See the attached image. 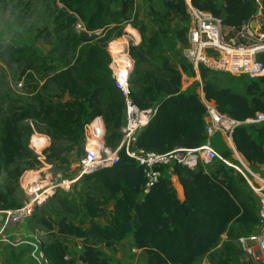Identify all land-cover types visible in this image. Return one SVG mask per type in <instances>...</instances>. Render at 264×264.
Here are the masks:
<instances>
[{
    "label": "trees",
    "instance_id": "1",
    "mask_svg": "<svg viewBox=\"0 0 264 264\" xmlns=\"http://www.w3.org/2000/svg\"><path fill=\"white\" fill-rule=\"evenodd\" d=\"M60 1L72 13H65V28L81 21L86 29L92 30L106 16L111 17L112 22L120 23L127 7V2L123 1L120 10L112 8L118 0ZM220 1L219 6L213 0H192V3L219 17L222 25L231 32L247 22L255 10V0ZM166 4L177 15L187 16L184 0H168ZM136 23L143 31L142 23ZM119 35L120 31L116 36ZM161 35L166 38L162 28L154 32L146 50L150 55L154 53L155 45L159 47ZM143 45L138 52L134 46L129 49L133 60L136 58L129 76L131 95L139 107H154L156 112L139 132L135 146L162 152L201 146L207 138L206 107L201 97L193 89H181V69L166 58L161 61L159 74L141 70ZM95 49L84 47L85 58L73 67L77 80L83 82L86 89L77 90L72 99L65 101L49 99L42 102L38 96L33 99L37 106L41 102L37 116L44 113L48 122L45 131L54 140L56 136L64 135L69 142L65 147L52 142L43 149L49 163L54 160L68 162L66 155L75 149L82 156L84 125L96 116H101L104 123L105 144L112 147L119 143L124 123V97L114 86L109 53H105L104 63L99 64L91 59ZM0 53L18 57L28 68L44 70L50 76L43 57L27 46L16 49L9 44L0 45ZM189 67L192 68L190 64ZM201 69L208 71L205 67ZM64 73H58L55 78ZM201 86L204 97L212 100L220 113L240 121L231 132L236 152L250 167L264 165V145L254 136L264 135V124L246 122L258 112L264 113V74L257 79L240 80L236 86H218L203 77ZM28 107L17 108V112L0 120V210L23 204L20 176L25 170L41 165L19 126L20 119L27 117L29 110L36 113L33 105ZM220 154L233 159L232 149L221 147ZM216 162L218 166L209 170L200 162L194 166L172 165L183 186L184 198L180 200L166 177H160L146 190L142 167L120 149L117 162L81 178L84 188L77 199L52 196L56 197L62 216L52 220L45 215L37 218L39 224L56 233L42 242L49 264H111L100 246L111 247L128 234H132L134 246L146 254L148 264H197L226 234L225 255L218 259V264H239L232 250L234 239L256 231L257 213L238 184L237 179L244 181L243 178L231 166ZM110 203L109 219L98 222L96 219ZM62 236L82 239L83 250L77 258L69 255Z\"/></svg>",
    "mask_w": 264,
    "mask_h": 264
},
{
    "label": "rangeland",
    "instance_id": "2",
    "mask_svg": "<svg viewBox=\"0 0 264 264\" xmlns=\"http://www.w3.org/2000/svg\"><path fill=\"white\" fill-rule=\"evenodd\" d=\"M123 1L127 2L123 21L112 22L111 17L106 16L98 27L88 30L77 28L75 23L68 28L64 27L63 24L67 22L65 13H72L64 8L60 0H0V45L9 44L16 49L27 46L34 53L40 54L45 65L49 67L50 76L46 75L44 70L38 71L35 67L28 68L26 63L18 57L9 53H0V120L17 112V108L22 109L33 105L37 109L36 113H31L32 111L29 110L27 117L20 119L19 126L24 130L27 142L34 152L31 136L35 133L47 136L46 146L48 147L52 142L59 147L69 144L64 135L56 136L54 140L50 133L45 131L48 129V122H46L44 113L37 116V112H40L41 102L37 106L33 99H37L36 96H38L42 102L49 99L65 101L72 99L77 90L86 89V85L77 80L73 70L76 63L85 58V53L82 52L84 47L85 49L96 48V53L91 56V59L103 64L110 42L116 38L127 40L129 49L134 46L135 52H138L139 47L144 44L142 50L145 53L139 65L141 70L159 74L161 61L166 58L173 65L179 66L182 72L181 81L183 80L187 88L194 91L203 85V77L214 81L218 86H236L240 80L257 79L264 74L263 72L262 75L256 77L238 76L211 69L207 71L201 67L198 69V76H196L194 70L189 67V63L182 56L191 23L189 14L183 16L180 13L178 15L174 13L166 4L168 0H118L112 4V8L120 10ZM213 1L218 6L221 4L220 0ZM136 22L142 23L143 31L140 24ZM160 28L165 32L166 38H163L162 35L159 37V47L155 45L154 53L150 55L146 52L147 47L150 45L154 32ZM225 29L227 30V28ZM119 31L120 35L116 36ZM227 32L231 36L235 34L233 31L227 30ZM130 37L132 40L129 39ZM133 41L138 43L132 45ZM260 58L264 61V51L260 54ZM135 61L136 58H134V65ZM202 72H204V76H202ZM58 73L65 75H58L55 78ZM263 124L264 122H258L257 125ZM106 135L105 130L104 139ZM210 141L218 153H220L221 147L232 149L233 142L231 144L226 136L219 133L211 136ZM115 147L112 146V148ZM66 157L68 162L59 160L48 162L52 175L66 178L78 173L81 153L75 149L69 152ZM232 158L231 161H235L233 154ZM217 166L216 161L212 165H203L208 170ZM251 169L264 176V165L251 167ZM83 188L84 182L80 179L70 190L54 195L77 199L83 193ZM22 194H25L23 189ZM52 196L42 201L32 217L34 223L42 230L43 239L51 238L56 233L39 224L37 218L45 215L52 220L63 214L56 197ZM110 209V204L105 207V211L100 217L102 220L109 217ZM67 217L72 218V215H67ZM61 238L65 239L69 255L77 258L83 250L82 239L73 236ZM227 238V235L224 234L212 251L203 256L204 261H199L197 264H218V259L225 255L224 244ZM232 250L237 256L239 264H260L259 261L252 260L241 249L237 238L234 239ZM104 252L110 258L111 264H148L147 256L143 252H129V255L124 254L119 258L115 256V250Z\"/></svg>",
    "mask_w": 264,
    "mask_h": 264
},
{
    "label": "built area",
    "instance_id": "3",
    "mask_svg": "<svg viewBox=\"0 0 264 264\" xmlns=\"http://www.w3.org/2000/svg\"><path fill=\"white\" fill-rule=\"evenodd\" d=\"M186 10L190 16L187 42L182 50V56L191 65L196 76L198 69L205 67L214 71L226 72L233 75L245 74L260 76L264 72V61L259 57L264 51V0H255V10L239 29L228 34L222 25L221 19L210 11L201 9L184 0ZM77 28L84 29L81 21L75 23ZM138 36V34L136 33ZM129 39L132 40V37ZM117 41V43H116ZM136 45L138 42H131ZM119 46V52H114L113 46ZM110 56L109 68L115 88L124 97V123L121 127V137L115 148L104 142L105 127L101 116H96L84 125L83 148L80 157L79 171L71 177L61 178L52 175L50 164L45 160L43 149L47 143V136L35 133L31 136V145L41 165L34 169L25 170L20 176V186L28 200L14 209L2 210L0 216V243L11 246L27 244L30 246V256L35 264H49L43 253L42 242L38 239L30 240L22 234H12L9 229L33 217L36 209L43 200L57 192L70 190L84 175L111 166L118 160V151L124 152L133 158L143 169L146 177V190L162 177V171L174 163L194 166V163L210 165L219 161L231 166L243 180L257 194V229L255 232L241 235L237 241L241 249L252 259L264 264V176L258 174L248 165L232 145L235 161L223 157L212 146L210 138L215 132H221L231 144V132L240 121L220 113L212 100L201 96L206 107L205 134L206 141L199 147L191 150L174 149L166 152L137 148L136 138L155 114L154 107L141 108L131 95L130 73L134 60L129 52L127 40L116 38L108 47ZM264 113L258 112L255 117L246 122H263ZM129 252L139 253L143 250L136 246L128 247Z\"/></svg>",
    "mask_w": 264,
    "mask_h": 264
},
{
    "label": "crops",
    "instance_id": "4",
    "mask_svg": "<svg viewBox=\"0 0 264 264\" xmlns=\"http://www.w3.org/2000/svg\"><path fill=\"white\" fill-rule=\"evenodd\" d=\"M176 67L179 68V66H176ZM181 89L182 90L187 89L186 83H184L183 80L181 81ZM197 92L200 97L203 95L202 86H200V89H198ZM220 134L224 136L223 133L220 132ZM254 136L259 141H261L264 145V135L254 134ZM162 177H166L167 179L170 180V183L175 190L176 196L180 200H182L184 198L183 186L179 180V176L174 170V167L168 166L164 168L162 171ZM237 181L240 187L243 189L245 196L250 200V202L254 205L256 209L257 201H258L257 194L253 191V189L245 181H242L239 178L237 179ZM23 196L24 197L22 199V202L24 203L28 200V198L26 194H23ZM1 213H2V210H0V216H1ZM108 219L109 217L108 218L105 217V220H102V218L98 217L96 220L98 222L104 223ZM9 231L12 234H22L23 235L22 237H24L25 239L26 238L30 240L38 239L41 242H44V239L41 236L43 232L42 230H40V227H38V225L34 223L33 218L29 219L28 221H24L17 225L12 226L9 229ZM134 244H135V241L133 239L132 234H128L125 239L115 242L113 246L103 247V251L112 252L113 250H115V256L119 258V256H123L124 254L129 255V251L127 250V247L133 246ZM200 261L203 262L204 257H202ZM0 264H35V263L30 256V246L29 245L22 244L20 246L14 247L8 244L0 243Z\"/></svg>",
    "mask_w": 264,
    "mask_h": 264
},
{
    "label": "bare ground",
    "instance_id": "5",
    "mask_svg": "<svg viewBox=\"0 0 264 264\" xmlns=\"http://www.w3.org/2000/svg\"><path fill=\"white\" fill-rule=\"evenodd\" d=\"M116 43H117V42H116ZM113 49H114V52H119V50H120L118 45H116V46L114 45V46H113Z\"/></svg>",
    "mask_w": 264,
    "mask_h": 264
},
{
    "label": "water",
    "instance_id": "6",
    "mask_svg": "<svg viewBox=\"0 0 264 264\" xmlns=\"http://www.w3.org/2000/svg\"><path fill=\"white\" fill-rule=\"evenodd\" d=\"M233 147H234V145H233ZM194 165H196V163H194Z\"/></svg>",
    "mask_w": 264,
    "mask_h": 264
}]
</instances>
